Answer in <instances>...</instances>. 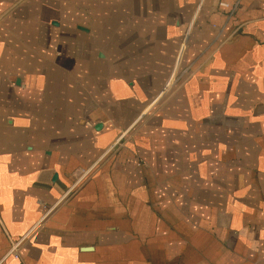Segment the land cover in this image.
<instances>
[{
  "label": "crops",
  "instance_id": "1",
  "mask_svg": "<svg viewBox=\"0 0 264 264\" xmlns=\"http://www.w3.org/2000/svg\"><path fill=\"white\" fill-rule=\"evenodd\" d=\"M227 2L0 0V264H264V0Z\"/></svg>",
  "mask_w": 264,
  "mask_h": 264
},
{
  "label": "built area",
  "instance_id": "2",
  "mask_svg": "<svg viewBox=\"0 0 264 264\" xmlns=\"http://www.w3.org/2000/svg\"><path fill=\"white\" fill-rule=\"evenodd\" d=\"M218 5L219 7L223 8V9H231L230 4L227 2V0H218ZM81 177L86 175V173H81ZM18 244L13 245V247L11 248L10 252L13 253L16 250Z\"/></svg>",
  "mask_w": 264,
  "mask_h": 264
},
{
  "label": "rangeland",
  "instance_id": "3",
  "mask_svg": "<svg viewBox=\"0 0 264 264\" xmlns=\"http://www.w3.org/2000/svg\"><path fill=\"white\" fill-rule=\"evenodd\" d=\"M81 176V175H80ZM12 255L14 256V257H17L16 256V250L12 253Z\"/></svg>",
  "mask_w": 264,
  "mask_h": 264
},
{
  "label": "water",
  "instance_id": "4",
  "mask_svg": "<svg viewBox=\"0 0 264 264\" xmlns=\"http://www.w3.org/2000/svg\"><path fill=\"white\" fill-rule=\"evenodd\" d=\"M85 250V249H84Z\"/></svg>",
  "mask_w": 264,
  "mask_h": 264
}]
</instances>
